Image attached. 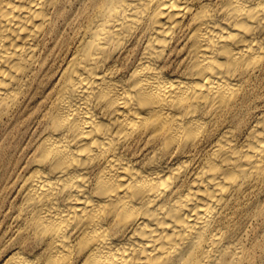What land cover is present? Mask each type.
I'll list each match as a JSON object with an SVG mask.
<instances>
[{"label": "bare ground", "instance_id": "1", "mask_svg": "<svg viewBox=\"0 0 264 264\" xmlns=\"http://www.w3.org/2000/svg\"><path fill=\"white\" fill-rule=\"evenodd\" d=\"M69 1L0 0V126L28 94L43 126L22 181L40 253L7 264H246L231 222L264 181V112L239 130L264 0H89L51 48Z\"/></svg>", "mask_w": 264, "mask_h": 264}, {"label": "rangeland", "instance_id": "2", "mask_svg": "<svg viewBox=\"0 0 264 264\" xmlns=\"http://www.w3.org/2000/svg\"><path fill=\"white\" fill-rule=\"evenodd\" d=\"M87 5L89 0L68 2L67 7L72 6L70 20L73 24L60 22L59 36L57 34L49 39L51 48L56 45L60 47L66 38L76 37L82 21L78 20L77 16ZM61 58L62 55L59 56L58 53L51 57L54 64L52 69L61 64L63 60ZM255 89L257 92L252 91V95L258 93L262 100L256 104V101L252 103L253 108L259 106V111L254 108L242 117L243 122L239 130L244 132L264 112V71L260 73ZM47 91L43 92L44 97ZM31 96L28 94L23 98L20 109L15 110L0 126V264H7L16 250H21L27 256H36L40 253L33 233L26 228V216L22 213V181L35 160L39 146L38 137L43 129L38 121L32 120L28 127L23 124L24 119L37 105L31 100ZM231 224L237 230L236 238L244 249L246 264H264V181L241 200L234 211Z\"/></svg>", "mask_w": 264, "mask_h": 264}]
</instances>
